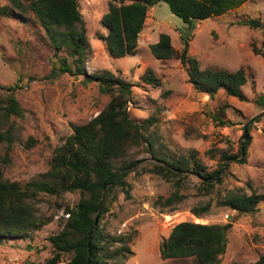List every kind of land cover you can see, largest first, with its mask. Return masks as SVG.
<instances>
[{
    "label": "rangeland",
    "instance_id": "1",
    "mask_svg": "<svg viewBox=\"0 0 264 264\" xmlns=\"http://www.w3.org/2000/svg\"><path fill=\"white\" fill-rule=\"evenodd\" d=\"M109 2L80 1L90 42L83 61L87 71L109 70L133 83L129 114L139 123L154 119L148 133L155 138L159 156L170 159L194 155L208 170L219 167L224 152L238 156L243 126L262 111L256 100L264 94V29L240 21L261 18L264 22V0H247L224 15L198 21L193 29L172 13L166 2H160L148 12L137 53L118 58L109 54L106 43L99 38L108 33L101 19L109 10ZM9 3L0 0V100L14 94L24 116L13 115L9 119L14 140L0 143V170L4 178L24 185L50 168L55 149L72 133L73 125L98 115L111 96L102 93L98 83L85 84L82 75L60 72L51 76L54 66L60 63L48 35L33 22L32 13H24L28 22L5 13L2 7ZM163 32L170 34L179 52L185 47L182 38L188 39L189 54L203 69L236 71L243 67L247 83L242 90L247 99L241 101L224 90L211 98L193 87L180 60L156 59L150 45ZM254 47L260 54H256ZM69 54L66 48L61 51V57ZM72 68L75 69L73 64ZM147 70L162 81L161 86L143 80ZM216 117L228 123L222 126ZM8 127L7 122L0 125L2 131ZM250 134L248 162L226 161L224 182L217 184L211 194L200 192L196 176L187 177L181 190L185 199L174 211L156 203L174 192L175 181L153 171L157 159L144 146L132 150L141 162L126 178L129 193L116 187L110 196V210L101 221L107 234L132 235L130 246L134 253L124 264H195L192 258L162 260L159 254L160 243L182 221L229 224L225 230L227 251L220 264L251 263L264 254V202L251 214L219 203L222 195L238 187L247 193L264 192V116L252 123ZM39 196L34 203L36 214L50 222L26 236H13L0 244V264H42L52 256L49 237L59 232L61 221L68 218L65 206L75 205L80 195L67 192L63 198L46 193ZM207 203L211 204L210 210L202 217L192 213V208ZM68 258L64 256L65 260Z\"/></svg>",
    "mask_w": 264,
    "mask_h": 264
},
{
    "label": "trees",
    "instance_id": "2",
    "mask_svg": "<svg viewBox=\"0 0 264 264\" xmlns=\"http://www.w3.org/2000/svg\"><path fill=\"white\" fill-rule=\"evenodd\" d=\"M9 1L8 5L2 7L5 13L17 15L24 22L29 21L24 13H32L33 22L38 23L48 35L54 48V56L60 63V66H54L51 76H58L60 72L82 75L85 84L98 83L100 91L109 94L111 98L107 106L91 120L73 125L72 133L55 149L50 168L38 178L21 185L4 178L0 170V244L13 236H26L50 222L36 214L34 203L38 202L40 193L63 198L67 192H79L80 197L75 205L65 206V213L70 215L61 221V230L49 237L53 253L42 264H124L134 253L130 246L132 235L107 234L101 221L103 215L110 210V196L114 189L121 186L129 193L126 178L130 172L137 170L141 162L133 156L134 148L144 146L157 159L153 171L167 180L175 181L174 192L166 198H159L156 203L158 207L172 211L177 210L185 199L181 190L187 177L196 176L200 180V192L211 194L217 184L224 182L226 161L236 160L240 164L248 162L252 124L248 126L246 137L240 142L239 155L232 156L224 152L221 156L223 162L214 170H208L194 155L170 159L159 156L155 138L148 133L154 119L148 118L139 123L129 114L128 103L133 83L109 70L89 73L84 66L90 42L80 10L81 0ZM246 1L110 0L109 10L101 19L108 33L99 35V38L106 43L112 57L135 55L148 12L160 2H166L172 13L193 29L198 21L224 15ZM240 24L264 29L261 18L242 20ZM182 42L185 47L179 52L174 47L170 34L163 32L160 33L159 40L150 45V51L161 61L171 58L180 60L193 87L211 98L224 90L241 101L247 99L242 90L247 83L243 67L236 71L203 69L199 61L189 54L188 39L182 38ZM65 48L73 57V63L70 56L61 57V51ZM254 51L260 54L256 47ZM142 78L157 87L162 85V81L151 71L147 70ZM168 92L164 94L167 95ZM256 103L262 106L263 111L264 94L260 95ZM13 115L24 116L18 99L10 94L7 99L0 100V125L9 123L6 130L2 131L0 128V143L14 140L12 123L9 122ZM216 119L222 126L228 123L220 117ZM213 151L210 150L211 153ZM263 202L264 192L253 190L252 193H247L243 187H238L222 195L219 203L239 213L251 214L257 212ZM210 207V203L201 208L194 207L192 213L196 217H202ZM224 227L219 223L182 221L160 243V257L162 260L192 258L195 264H220L228 246ZM65 255L69 256L67 260L64 259ZM232 264H264V254L251 263Z\"/></svg>",
    "mask_w": 264,
    "mask_h": 264
},
{
    "label": "water",
    "instance_id": "3",
    "mask_svg": "<svg viewBox=\"0 0 264 264\" xmlns=\"http://www.w3.org/2000/svg\"><path fill=\"white\" fill-rule=\"evenodd\" d=\"M264 116V110L261 111L259 114H257L256 116L250 118L243 126V130L245 132V134L243 135V138L246 137V131L248 130V126L254 122H256L258 119H260L261 117ZM229 227V224L228 225H225L224 229L226 230L227 228Z\"/></svg>",
    "mask_w": 264,
    "mask_h": 264
},
{
    "label": "built area",
    "instance_id": "4",
    "mask_svg": "<svg viewBox=\"0 0 264 264\" xmlns=\"http://www.w3.org/2000/svg\"><path fill=\"white\" fill-rule=\"evenodd\" d=\"M70 214H66V216L68 217Z\"/></svg>",
    "mask_w": 264,
    "mask_h": 264
},
{
    "label": "crops",
    "instance_id": "5",
    "mask_svg": "<svg viewBox=\"0 0 264 264\" xmlns=\"http://www.w3.org/2000/svg\"><path fill=\"white\" fill-rule=\"evenodd\" d=\"M158 40H159V39H158ZM158 40H157V41H158ZM157 41H156V42H157Z\"/></svg>",
    "mask_w": 264,
    "mask_h": 264
}]
</instances>
